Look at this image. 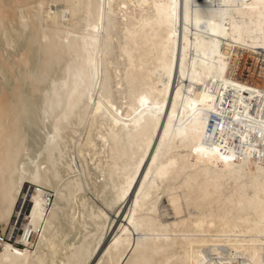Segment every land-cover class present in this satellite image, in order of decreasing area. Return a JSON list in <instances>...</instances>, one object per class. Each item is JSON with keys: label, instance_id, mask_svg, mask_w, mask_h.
Wrapping results in <instances>:
<instances>
[{"label": "bare ground", "instance_id": "bare-ground-1", "mask_svg": "<svg viewBox=\"0 0 264 264\" xmlns=\"http://www.w3.org/2000/svg\"><path fill=\"white\" fill-rule=\"evenodd\" d=\"M24 184L0 264H264V0H0L2 233Z\"/></svg>", "mask_w": 264, "mask_h": 264}, {"label": "rangeland", "instance_id": "rangeland-1", "mask_svg": "<svg viewBox=\"0 0 264 264\" xmlns=\"http://www.w3.org/2000/svg\"><path fill=\"white\" fill-rule=\"evenodd\" d=\"M31 192H32L31 187L27 184H24V186L22 187V191L20 193V196H19L20 199L18 200V202L15 206V211H14L15 213H16V211H20L19 217L16 220H14V212H13L11 219H10V222H9L8 226L6 227V229H4L3 233H2L1 222H0V237H5L6 239H8L10 237L11 243H13L16 247H21V244H15L14 243V241H15L14 239L21 236L24 232L23 227L26 223L25 222L26 221V212L28 210ZM46 193H47V197L49 199L48 202L51 204V201H53V193L51 191H46ZM24 196H25V198H24ZM93 199L95 200V202L97 204L102 205L99 200H97L94 197H93ZM22 205H24V206H22ZM107 212L109 213V218L114 216L112 211H107ZM118 219L123 220V218H119V217H116L114 219V222H113L111 228L109 229V231L107 232V234L105 236V242H107L108 240H110L113 237V234L110 235V232H111L116 220H118ZM115 232H116V229H115ZM115 232L113 231V233H115ZM36 236H37V234H33L30 237V242L32 243L31 244L32 246L34 245V243L36 241ZM30 250H32V248Z\"/></svg>", "mask_w": 264, "mask_h": 264}, {"label": "built area", "instance_id": "built-area-1", "mask_svg": "<svg viewBox=\"0 0 264 264\" xmlns=\"http://www.w3.org/2000/svg\"><path fill=\"white\" fill-rule=\"evenodd\" d=\"M7 240L5 237H0V241H5Z\"/></svg>", "mask_w": 264, "mask_h": 264}, {"label": "snow or ice", "instance_id": "snow-or-ice-1", "mask_svg": "<svg viewBox=\"0 0 264 264\" xmlns=\"http://www.w3.org/2000/svg\"><path fill=\"white\" fill-rule=\"evenodd\" d=\"M225 159H227V157H225Z\"/></svg>", "mask_w": 264, "mask_h": 264}]
</instances>
